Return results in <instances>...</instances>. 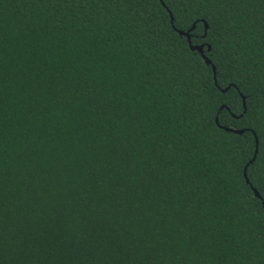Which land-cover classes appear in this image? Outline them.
<instances>
[{
	"label": "trees",
	"instance_id": "trees-1",
	"mask_svg": "<svg viewBox=\"0 0 264 264\" xmlns=\"http://www.w3.org/2000/svg\"><path fill=\"white\" fill-rule=\"evenodd\" d=\"M262 112L264 0H0V264H264Z\"/></svg>",
	"mask_w": 264,
	"mask_h": 264
},
{
	"label": "water",
	"instance_id": "water-1",
	"mask_svg": "<svg viewBox=\"0 0 264 264\" xmlns=\"http://www.w3.org/2000/svg\"><path fill=\"white\" fill-rule=\"evenodd\" d=\"M178 32L180 34L185 35L189 39V32H188V30L187 31L178 30ZM190 48L191 49H196L201 54V56L204 58L205 62L206 63H210V60L207 57H205V55L203 54L202 46L201 45H191L190 44ZM212 69H214V66L213 65H212ZM224 128L227 129V130H232L234 132H241L242 131L241 129H233V128H230V127H224ZM254 193H255V191H254Z\"/></svg>",
	"mask_w": 264,
	"mask_h": 264
},
{
	"label": "snow or ice",
	"instance_id": "snow-or-ice-1",
	"mask_svg": "<svg viewBox=\"0 0 264 264\" xmlns=\"http://www.w3.org/2000/svg\"><path fill=\"white\" fill-rule=\"evenodd\" d=\"M173 2H176V0H173ZM253 115L255 116V115H257V114L254 112ZM258 119H260V120H264V112H262V113H260V114L258 115ZM254 191H255L256 196H260V192H259V190H255V189H254ZM261 199H264V196H261Z\"/></svg>",
	"mask_w": 264,
	"mask_h": 264
}]
</instances>
